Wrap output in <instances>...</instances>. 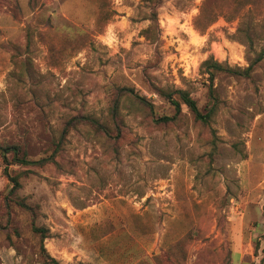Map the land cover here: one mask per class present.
<instances>
[{
	"label": "rangeland",
	"instance_id": "374dc122",
	"mask_svg": "<svg viewBox=\"0 0 264 264\" xmlns=\"http://www.w3.org/2000/svg\"><path fill=\"white\" fill-rule=\"evenodd\" d=\"M263 47L264 0H0V264H264V57L156 121Z\"/></svg>",
	"mask_w": 264,
	"mask_h": 264
},
{
	"label": "trees",
	"instance_id": "16d2710c",
	"mask_svg": "<svg viewBox=\"0 0 264 264\" xmlns=\"http://www.w3.org/2000/svg\"><path fill=\"white\" fill-rule=\"evenodd\" d=\"M264 57V47L257 53L256 57L254 58L253 62L243 71L240 70H234L232 68H229L228 66L216 61V60H212V59H207L203 62L202 66L205 67L204 71L208 73V95L210 97L211 100V104L209 106V108H207V110L202 111L198 105L196 100L190 96V94L186 91V90H162L160 93L162 96H164L169 103L173 106L174 109V113L172 115H162L160 116L156 121L158 122H169V121H174L176 120L181 112H182V105H185L187 110L190 112V114L192 115V117L196 120V121H200L202 123H208L209 120L211 119L212 115L214 114L216 108H217V97L215 96L214 92H213V88H212V81L214 78V74L216 72H227L230 74H234V75H240V74H248L252 64L259 62L261 59H263ZM120 91H123L125 93L131 94L133 95L136 99L139 100V102L143 103V104H147L145 98L137 95V94H133L132 90L126 87H122L120 88ZM176 94V95H175ZM116 102L113 105V113H116ZM78 120H86L87 123H90L100 129H102V125L99 124L96 120L89 118V117H85V116H78V117H74L71 121H69V125L72 124L73 121H78ZM11 151L13 153V158L12 160H8L6 157V153ZM1 155L4 159V162L6 165H8L11 162L17 163V164H21V165H40L44 162L47 161V158H41V159H36V160H31L28 159L25 156L19 155V148L18 146H6L4 148H2L1 151ZM5 172H6V168H5ZM9 180L11 181L12 184V190H15L16 188H18L20 186V182L18 180L17 175H10L8 172H6ZM21 205H25L22 204ZM35 231H39L41 232V236H44V228H37L34 227ZM49 257V256H48ZM49 262L52 264H59L57 262V260H55L52 257H49Z\"/></svg>",
	"mask_w": 264,
	"mask_h": 264
}]
</instances>
